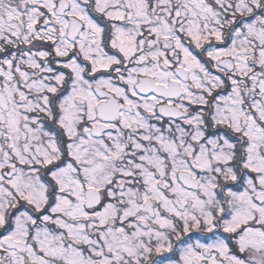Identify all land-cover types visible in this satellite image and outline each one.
I'll use <instances>...</instances> for the list:
<instances>
[{
  "label": "snow or ice",
  "instance_id": "1",
  "mask_svg": "<svg viewBox=\"0 0 264 264\" xmlns=\"http://www.w3.org/2000/svg\"><path fill=\"white\" fill-rule=\"evenodd\" d=\"M0 264H264V0H0Z\"/></svg>",
  "mask_w": 264,
  "mask_h": 264
}]
</instances>
